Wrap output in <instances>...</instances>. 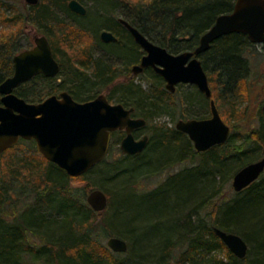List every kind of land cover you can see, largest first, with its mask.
<instances>
[{
	"label": "trees",
	"instance_id": "trees-1",
	"mask_svg": "<svg viewBox=\"0 0 264 264\" xmlns=\"http://www.w3.org/2000/svg\"><path fill=\"white\" fill-rule=\"evenodd\" d=\"M13 1L20 2V0ZM45 1L47 2L39 0L35 5H27L24 13H17L14 17L22 24L37 27L48 38L51 46L53 38L52 29L49 30V28L52 24L60 25L67 22L79 30L84 28L82 23L85 18L70 11L67 8V0ZM79 1L83 2V0ZM93 1L96 5H106L109 8L107 10L98 8L91 12L93 15L90 19L92 28L104 27L116 31L118 35L116 59L119 62L129 63L137 59L138 46L124 26L118 23L116 29L110 24V19L106 16L108 11L118 9L119 15L149 40L165 47L171 53H178L194 49L201 34L214 23L219 14L230 12L235 0ZM8 8L10 4L7 0H0V11L6 12ZM55 12L62 13L63 17L58 18ZM3 18H6L5 15ZM3 44L1 40L0 82L12 75V57L15 54L12 48H6ZM252 45L253 43L249 41L246 34L229 33L214 40L209 48L198 56L208 77L211 89L210 98L214 100L217 109L221 110V105L228 106V109H232L234 115H237V99L244 90L250 73V66L244 57V52ZM110 56L112 57L111 54ZM64 62L60 70L64 81L51 84L54 81L52 78L38 75L18 85L14 93L28 102L35 103L51 95L57 88L67 89L78 101L97 96L102 93L101 88L106 90L105 94L109 100L112 99L115 91H118L121 94L116 103H122L127 108L134 107L137 115L147 121L146 126L151 118L149 113L158 109L167 111L170 107L162 98L166 95L171 96V93L163 88L162 78L154 72H151V77L158 85H155V88L143 89L140 84L133 83L131 80L115 84L114 81L120 72L112 69L110 62L99 58H92V60L87 58L82 62L78 61L76 65L67 60ZM81 65L86 68L85 71L88 74L83 72ZM40 80L46 84L43 83V87L38 92H33L34 85H31L30 89L28 87L23 89L24 84ZM112 83L113 86L110 87ZM39 84L42 83L39 82ZM183 86L184 84H179L176 91ZM189 86L194 88L192 89L194 94L198 93L199 100L209 108L210 98H207L196 86ZM194 94L192 92L185 94L181 104L187 107L192 104L190 98ZM258 114L260 127L252 131L254 135L250 134L237 140L230 133L226 142L215 145L204 152H196L191 146L192 142L187 141L185 134L176 130L175 127L167 129L163 126L154 127V133L157 136H150L148 143L150 146L152 141L154 142V153L153 158L150 157L147 162L154 164L163 159L167 162L171 160L173 164L183 159L192 160L195 156L198 159L192 166L182 168L172 176H168L147 194L160 193L161 190L170 188L175 180H187L188 173L195 171L198 183L202 184L200 180L207 177L210 184L203 189L198 184L199 196L187 203L196 202L193 209H200L205 204L210 205L211 203L213 205L211 215L215 214L211 224L202 221L199 226L193 223L192 226H187L191 222L186 217L179 221L177 219L176 214L181 209L176 212L172 226L173 230L181 226L180 232L174 239L165 238L166 242L160 249L158 248L157 258L159 260L154 259L156 255L152 252L154 249L150 250L144 245L139 246L138 242L133 246V243L129 244V241H126L128 245L126 253L129 254L126 258L117 257L119 253L111 251L107 245L102 243L101 238L112 235L130 240L132 236L137 235V229L136 226L129 229L132 221L127 218L128 208L118 211L125 218L122 216L118 219L115 215L106 218L104 210L95 212L87 204L86 195L95 187H91L89 183L80 187L74 182L75 179L84 178L87 173L92 172L93 167L83 175L69 176L55 163L45 159L35 146H33L35 153L30 158L26 156L15 158L14 156L6 164V169H8L6 172L16 180H9L10 185L8 186L3 185L0 180V264H163L165 262H172L171 264H264V172L241 191H234L233 197L226 201H217L221 192L220 186L217 183L211 184V181L220 180V178L229 180L240 167L251 162L256 146L264 143V103ZM187 116L208 117L201 108L191 110ZM115 134L121 137L124 132L119 130L112 132L111 141L113 137H116ZM181 138L185 141L182 142ZM249 138L256 144L254 147L248 145ZM15 147L5 150L0 155V160L6 152L14 150ZM110 147L111 143L107 154L110 153ZM140 158L141 154L121 155L113 162L114 164L110 163L109 166L103 167L102 172L118 169L121 162L125 164V168L121 171L129 170L131 173L138 166H144V163H147L141 161ZM105 161L104 157L96 165L105 164ZM19 174L24 176L22 180L18 179ZM103 190L109 196L107 207H110L112 204L110 193L106 189ZM213 197L217 198L211 202ZM221 208H223L222 213L218 216ZM118 224L126 229H119ZM214 226L239 234L247 244L254 240L257 244L256 254L249 258L248 249L247 255L243 259H238L215 234ZM143 246L145 249L142 248ZM178 248L181 249L178 250ZM220 251L223 252V256L217 258L216 253ZM211 252L215 254L205 258V255ZM163 258L166 259L164 262Z\"/></svg>",
	"mask_w": 264,
	"mask_h": 264
},
{
	"label": "water",
	"instance_id": "water-1",
	"mask_svg": "<svg viewBox=\"0 0 264 264\" xmlns=\"http://www.w3.org/2000/svg\"><path fill=\"white\" fill-rule=\"evenodd\" d=\"M34 5L38 0H23ZM68 8L78 15L86 13L78 0H69ZM119 21L128 29L134 41L145 51L139 64L131 67L137 75L152 67L165 80V89L174 92L176 85L191 84L211 97V89L199 55L222 35L244 33L253 44L264 42V0H235L230 12L221 13L214 23L201 34L192 50L171 53L144 36L125 19ZM104 41L115 36L103 31ZM34 46L19 51L12 57L13 73L0 82V155L13 147L19 138L33 139L39 153L63 169L69 176L85 174L107 154L111 133L124 130L120 141L123 154H136L145 149L148 136L135 139L133 130L147 124L143 117H131L133 107L111 103L106 94L100 93L91 100L79 102L67 92L50 95L40 102H28L14 93V89L34 75L42 73L53 77L59 72L45 35H34ZM210 116L206 118L178 119L175 129L186 134L196 152L227 141L230 127L223 121L213 99L209 101ZM264 172V157L248 162L232 176L231 186L239 192ZM86 202L95 212L107 206V195L100 188L90 190ZM213 231L238 259L247 255L248 245L237 233L214 226ZM107 247L116 253L126 252L128 245L119 236H109Z\"/></svg>",
	"mask_w": 264,
	"mask_h": 264
},
{
	"label": "rangeland",
	"instance_id": "rangeland-1",
	"mask_svg": "<svg viewBox=\"0 0 264 264\" xmlns=\"http://www.w3.org/2000/svg\"><path fill=\"white\" fill-rule=\"evenodd\" d=\"M85 1L87 3V6H89L91 12L98 8H104L103 10H107V8H109V6L106 5H96V2L94 1ZM44 2L46 3L47 1L44 0ZM7 3L10 4V8L6 9V12L0 11V41L3 40L4 47H10V49L12 48V50L16 54L19 51L31 46L32 36L34 34H41V32L37 29V27H31V25L29 24H22L18 20H16V17H14L17 13H24L27 4L23 0H20V2L7 0ZM116 11L118 14H120L118 9ZM3 15H5L6 18H3ZM55 15L58 16V18L63 17L62 13L60 14L58 12H55ZM1 16L3 19L1 18ZM7 18L11 19L5 21ZM51 29L53 38L52 42L55 49V57L57 59H59L63 63H65L64 61L67 60L69 63L75 65L78 64V61L82 62V60L87 59L88 53L93 46V41L92 39H90L91 37L89 38V32H83L75 26L67 24V22H63L60 25L52 24L49 30ZM75 33L76 35H74ZM137 50L138 53H140L139 48ZM92 55L93 53H91L89 57L90 60L94 58ZM96 56L98 55L95 54V57ZM244 57L247 59L250 66V73L245 82L244 90L242 91V93H240L237 99V115H234L232 109H228V106L221 105V110L218 109L221 118L230 127V133L233 134V136H235V139L237 140L243 139L250 134L254 135L252 131H256L260 127L258 112L261 105L264 103V42L253 44L244 52ZM131 65L132 62L125 63L124 61H115L114 65H112V68L114 70H117L116 72H120L119 75H117L116 80L114 81L115 84L118 82L131 80L133 83L140 84L143 89H148L149 87L155 88V85H158V83H154L155 79L151 77L152 74L150 72L133 75L130 72V69H126ZM82 68L84 72L86 68H84V66H82ZM82 68L80 67L79 69L81 70ZM85 72L88 74L87 71ZM62 80H65L64 76H61L59 81L55 80L51 82V84H59L60 82H62ZM39 82L42 84H39ZM39 82L34 81L31 82V84H24L23 89L25 90V87H28V89H30V86L34 85L35 88L32 89L33 92H38L40 88L43 87V83H45L41 80ZM189 85L191 84H184V86L182 88L179 87L175 93H171V96H164V98L162 99L165 101L167 106H170L169 109L167 111L158 109L153 113H149V115H151V118L148 122V126L142 128L140 132L148 134L149 137L157 136L154 133L155 126H163L164 129L175 127V123L178 119L188 118L187 114L191 110H198L199 108H201V110L203 112H206L207 116H209L210 109L207 108L206 105L199 100L198 97H200V95L198 93L197 95L194 94L192 90L194 88L192 86L190 87ZM112 86L113 83L110 85V87ZM105 91L106 90L104 88H101L102 93L105 94ZM189 92H192L194 96L190 98L192 104H189L187 107L182 105L181 102L184 95ZM120 94V92L115 91L112 99H110L109 101L111 103H116V100L118 96H120ZM114 136L116 137L112 138V141H114H111L110 153L108 152V154L105 156L106 163L94 166L92 172L87 173L84 178L79 177L75 179L74 184L76 186L83 187V185L89 183L91 187L108 190L110 193L112 204L110 207L106 206V209H104V216L107 218L110 215H115L118 219H121L124 215L120 214L118 211H121L124 208H128L129 210L127 212V218L132 221L129 229L136 226L137 235L132 236L130 240L126 238L124 239L126 241H129V244L133 243V246H135L134 243L138 242L139 246L144 245L145 248H148L150 250L154 249L152 251L153 253H156V255H154V259L159 260V258H157V255L159 254L158 248L160 249L163 243L166 242L165 238L170 237L171 239H174L180 232L179 230L181 229V226H178L177 230L176 228L173 230L172 226L174 223L173 218L176 212H178L180 209L181 210L179 211V213L176 214V216L178 215L177 219L179 221L181 220V218L186 217V219L191 222V224L187 226H192V223L195 226H199L202 221L208 224L212 223L215 214L211 215L210 211L212 210L213 206L211 205V203L210 205L205 204V206L200 209H193V206L196 202L187 203V201L195 199L199 196V191L197 189L198 184L200 185L199 187H202L203 189L210 184V181H208L207 177L202 178L200 180L202 184H200L198 183L197 172L190 171L187 175V180H175L171 183L170 188L168 187L167 189H163L160 191V193L154 192L151 194H147L149 192H152L168 176H172L182 168L190 167L194 163H196L198 159L197 156H195L192 160L183 159L173 164L171 160L167 162V160L163 159L154 164H150L147 161H149L148 159L150 157L153 158L152 155L154 153V142L152 141L150 146H148L146 150L141 153V161L147 162L144 163V166H138L131 173H129V170L126 172H122L121 169L125 168V164L120 162L118 169L110 170L109 172H102L103 167L107 165L109 166L110 163L115 162L121 156L119 148V140L121 137H119L117 134H115ZM185 139L187 141L189 140L187 136H185ZM181 141L184 142V138H181ZM248 145H250V147H254V145L256 144L249 138ZM33 146L35 145L31 141H20L16 145L14 150L5 153L3 159L0 160V180L3 185L8 186L10 185V181L16 180L15 178H13V176H9V174H7L6 171L8 169H6V164L9 163V161L14 158V156L15 158L25 156L26 158L32 157V154L35 153V151H33ZM191 146L193 148V145ZM187 149H189V146H187ZM261 157H264V143L260 144V146L258 147L256 146L255 155L251 162ZM22 177L24 176H20L19 174L18 179L22 180ZM231 182L232 177L229 178V180L220 178V180L217 179L213 182L211 181V184L217 183L220 186L221 191L218 198L213 197L211 202H213L216 198L218 202L221 200L226 201L231 199L234 193ZM124 191L130 193H122ZM107 200L109 202V196H107ZM222 209L223 208H221L220 212L218 213V216L221 215ZM117 226L121 230L126 229L122 225L118 224ZM141 234L142 236L139 237V235ZM136 236L138 239L136 238ZM108 237L109 236L101 238L103 244L106 245V240ZM247 245L249 249L248 257L251 258L256 254L255 248L257 244L254 240H251ZM144 246L142 248H144ZM180 249L178 248V250ZM214 254L215 253L212 252L208 253L207 255H205V258ZM116 256L119 258H126L129 256V254L125 252L119 253V255L117 254ZM222 256L223 252L220 251L216 253L217 258ZM165 260L166 259H164L163 262ZM171 263L172 262H165L163 264Z\"/></svg>",
	"mask_w": 264,
	"mask_h": 264
},
{
	"label": "flooded vegetation",
	"instance_id": "flooded-vegetation-1",
	"mask_svg": "<svg viewBox=\"0 0 264 264\" xmlns=\"http://www.w3.org/2000/svg\"><path fill=\"white\" fill-rule=\"evenodd\" d=\"M39 1V0H38ZM68 1L69 0H67V8H68ZM79 1V0H78ZM93 0H87V2H92ZM84 7H85V9H86V13L84 14V15H79V16H82L83 18H85V21L82 23V25H84V28H82L81 30L83 31V32H89L90 33V36H89V38L90 39H92V41H93V46L91 47V50L89 51V53H88V57L87 58H89L90 57V55H91V53H93V57L94 58H99L100 60H104V61H106V62H110L111 63V67H112V65H114V61H117V38H118V35H117V32L116 31H114L113 29H111V28H92V26H91V24H90V19H92V17H93V15L91 14V10L89 9V6H87V3H86V1L85 0H83V2H81V1H79ZM38 3V2H37ZM36 3V4H37ZM35 5V4H34ZM69 9V8H68ZM70 10V9H69ZM71 11V10H70ZM73 12V11H72ZM74 13V12H73ZM76 14V13H75ZM78 15V14H77ZM106 16H107V18L108 19H110V24L111 25H113L114 27H116V29L118 28V23L119 24H121L122 26H124L120 21H119V19L120 18H122V19H124V17L123 16H120L118 13H117V11L115 10V11H108L107 12V14H106ZM31 27H34V26H31ZM113 28V27H112ZM124 28L128 31V29L124 26ZM103 31H108V32H110V33H112L114 36H115V40H113V41H104L102 38H101V33L103 32ZM129 32V31H128ZM129 34H130V32H129ZM34 35H44V34H34ZM33 35V36H34ZM131 35V34H130ZM33 36H32V44H31V46H29L28 48H31V47H33L34 46V40H33ZM132 37V36H131ZM47 38V37H46ZM132 39H133V37H132ZM47 40H48V38H47ZM133 41H134V39H133ZM135 42V41H134ZM48 43H49V45H50V48H51V51H52V54H53V57H54V59L57 61V63H58V65H59V72H58V74L57 75H55V76H53V77H49V76H45V75H43L42 73H39V74H37V75H34V76H38V75H42V76H44L45 78H52L54 81L55 80H57V81H59L60 80V78H61V74H60V70H61V66H62V61H60L59 59H57L56 57H55V52H54V45H52L51 46V44H50V42L48 41ZM135 44H137L136 42H135ZM137 46H138V48H139V50H140V53L138 54V56H137V59L134 61V62H132V65H134V64H139L140 63V60H141V57L145 54V51L137 44ZM27 49V48H26ZM24 50V49H23ZM88 52V51H87ZM95 54H97L98 56H96L95 57ZM110 54L112 55V57L110 56ZM132 65L130 66V67H127L126 69L127 70H129L130 69V72H131V67H132ZM113 69V68H112ZM115 71H117V70H115ZM144 72H154V73H156L155 72V70L152 68V67H146V68H144L143 70H142V72H140L139 74H141V73H144ZM157 74V73H156ZM138 75V74H137ZM158 75V74H157ZM33 76V77H34ZM160 76V75H159ZM32 77V78H33ZM161 77V76H160ZM32 78H30V79H32ZM162 78V77H161ZM29 79V80H30ZM28 81V80H27ZM27 81H25V82H27ZM162 81H163V85H164V88H165V80L162 78ZM25 82H23V83H25ZM22 84V83H21ZM179 84H181V83H179ZM179 84H177L176 85V88H177V86L179 85ZM176 88H175V91H176ZM166 90V89H165ZM63 91H67L71 96H72V94L67 90V89H65V88H60V89H56L53 93H51V95H56L58 98L60 97V93L61 92H63ZM175 91L174 92H172V93H175ZM169 92V91H168ZM171 93V92H170ZM48 96H50V95H48ZM48 96H46V97H48ZM45 97V98H46ZM94 97H96V96H94ZM93 97V98H94ZM44 98V99H45ZM73 98V97H72ZM93 98H89V99H87V100H84V101H88V100H91V99H93ZM74 99V98H73ZM74 100H76V99H74ZM76 101H78V100H76ZM84 101H79V102H84ZM40 102V101H39ZM34 103V102H33ZM35 103H37V102H35ZM134 108V107H133ZM131 117H141V116H139V115H137V113H136V111H135V109H134V111H133V113L131 114ZM188 118H192V117H188ZM188 118H181V119H188ZM147 125V124H146ZM146 125H144V126H142V127H138V128H135L134 130H133V136H134V138L135 139H140L141 137H143L144 135H147L148 136V134H146V133H144V132H140V130L142 129V128H145V126ZM117 131V130H116ZM119 131H123L124 132V130H119ZM184 134V133H183ZM124 135H125V132H124V134H123V136H121V138H120V140H119V148H120V141H121V139L124 137ZM112 136V135H111ZM185 136H187L186 134H185ZM149 139H150V137L148 136V142H147V145H146V147L148 146V143H149ZM20 141H32L33 142V144L35 145V141L33 140V139H30V140H27V139H23V138H19V140H18V142L16 143V145L20 142ZM110 143H111V138H110ZM110 143H109V145H110ZM16 145H14V147L16 146ZM35 147H36V145H35ZM146 147H145V149H146ZM109 148V147H108ZM37 149V148H36ZM144 149V150H145ZM144 150H142L141 152H139V153H136V154H123L122 152H121V150H120V152H121V155H129V156H137V155H139V154H141ZM38 151V150H37ZM108 151V150H107ZM39 152V151H38ZM41 154V153H40Z\"/></svg>",
	"mask_w": 264,
	"mask_h": 264
}]
</instances>
